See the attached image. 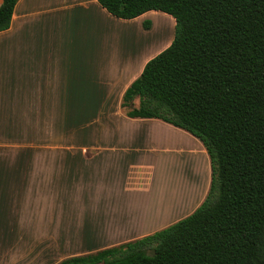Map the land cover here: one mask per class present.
I'll return each mask as SVG.
<instances>
[{
	"label": "crops",
	"instance_id": "crops-1",
	"mask_svg": "<svg viewBox=\"0 0 264 264\" xmlns=\"http://www.w3.org/2000/svg\"><path fill=\"white\" fill-rule=\"evenodd\" d=\"M151 17L174 31L157 11L123 20L96 0L17 1L0 32V264H59L129 243L205 200L202 144L121 106L172 42L159 48Z\"/></svg>",
	"mask_w": 264,
	"mask_h": 264
},
{
	"label": "trees",
	"instance_id": "trees-1",
	"mask_svg": "<svg viewBox=\"0 0 264 264\" xmlns=\"http://www.w3.org/2000/svg\"><path fill=\"white\" fill-rule=\"evenodd\" d=\"M17 1L2 0L0 32ZM96 1L123 20L149 11L174 19L171 44L145 64L121 106L129 118L195 137L210 188L169 227L59 264H264V0Z\"/></svg>",
	"mask_w": 264,
	"mask_h": 264
},
{
	"label": "rangeland",
	"instance_id": "rangeland-1",
	"mask_svg": "<svg viewBox=\"0 0 264 264\" xmlns=\"http://www.w3.org/2000/svg\"><path fill=\"white\" fill-rule=\"evenodd\" d=\"M151 21L153 23V33L152 34L154 36H159V38L160 36H162L161 38L162 41L159 46V48H162L167 44V42L169 41V38L173 36L174 31L170 29V26L167 27L166 23H164L162 19L158 17H153V18L151 17Z\"/></svg>",
	"mask_w": 264,
	"mask_h": 264
}]
</instances>
